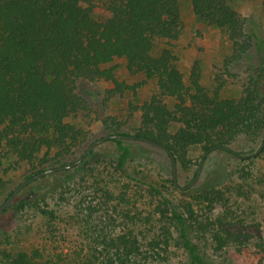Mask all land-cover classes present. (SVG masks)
I'll return each instance as SVG.
<instances>
[{
    "label": "trees",
    "instance_id": "1",
    "mask_svg": "<svg viewBox=\"0 0 264 264\" xmlns=\"http://www.w3.org/2000/svg\"><path fill=\"white\" fill-rule=\"evenodd\" d=\"M235 1L190 0V3L198 22L226 34L234 58L256 66L253 57L263 51L264 40L249 29L246 17L234 7ZM103 4L106 15L99 18L94 13V0H0V167L8 158L29 164L23 183L44 169L75 161L93 141L105 135L135 136V139L109 138L73 168L28 182L0 217L11 210H24L34 199H44L47 193H54L58 204L64 205L76 174L95 170L94 166L100 164L135 181L128 169L132 164L146 166L139 154L142 146L166 152L172 162L171 177L166 181L177 189L172 157L176 164L185 167L192 165L193 149H201L207 161L218 154L239 158L242 153L231 146L245 137L261 142L254 153L241 157L247 164L232 172L223 168L219 181L203 191L195 194L188 193L191 188L181 191L191 200L177 203L174 196L165 194L161 185L151 182L139 183L146 185L147 194L131 193L129 184L117 194L111 190L105 194L108 201H118L114 210L127 224L147 225L157 218L163 223L161 233L165 241L153 238L149 242L155 253L170 244L174 232L175 242L189 264H231V247L236 264H264V242L257 244L259 251L251 249V234L233 227L231 208L224 206L221 211H214L224 200L222 190H231L224 179L235 173L243 180L249 178L253 161L264 156L263 72L249 76L240 97H222L220 79H216L217 86L201 83L200 59L192 64L187 80L180 68L172 43L182 32L180 0H103ZM116 59L125 61L129 74L156 80L158 89L139 106L134 105L141 113L134 133L123 131L125 122L111 118L110 122L104 121L107 133L91 140L84 128L68 121L86 109L85 100L77 92L78 82L105 81L111 84L110 96L136 94L141 84L119 80L117 66L112 64ZM168 99L174 102L173 108L169 107ZM141 138L157 142L167 151ZM83 144L88 147L81 153ZM86 202L78 200L74 207L83 220L89 221L85 224L93 244L92 257L87 262L72 261L44 248L9 247V236L2 225L0 264H126L141 255L142 247L132 230L118 237L109 236L108 229L102 232L94 222L106 216L96 215V211L104 210L102 205ZM41 203L39 210L46 229L55 235L56 210L44 200ZM105 212L110 215L108 206ZM202 213L206 214L205 219H199ZM195 230L210 234L217 253L210 256L193 240Z\"/></svg>",
    "mask_w": 264,
    "mask_h": 264
},
{
    "label": "rangeland",
    "instance_id": "2",
    "mask_svg": "<svg viewBox=\"0 0 264 264\" xmlns=\"http://www.w3.org/2000/svg\"><path fill=\"white\" fill-rule=\"evenodd\" d=\"M94 13L102 18L106 15L103 0H94ZM182 13V32L180 37L173 41L174 52L178 56L179 65L187 80L192 64L200 59L202 67L201 83L208 86H217L216 79L223 82L220 93L222 97H240L250 75L264 74V49L256 53V66L249 64L245 59L233 57L232 43L229 42L226 34L216 27L206 26L198 22L192 12L190 0H180ZM234 7L246 17L248 27L254 29L264 40V5L262 0H237L233 2ZM163 46V43H160ZM113 65L117 66L116 76L119 80L130 85L141 83L136 88V94L127 92L124 95L110 96L108 88L111 84L98 81H79L77 92L85 100L86 109L71 116L68 121L78 127H82L88 133L91 140L99 138L107 133L104 121L110 122L116 118L125 122L123 131L134 133L140 124V111L134 105H140L152 93L157 91L156 80L146 79L142 75H131L126 70L125 61L116 59ZM168 105L173 108V101L168 99ZM132 105V107H131ZM260 140L253 141L248 138H240L231 147L242 153L239 158H228L222 154L216 155L211 161L203 157L201 149H193L191 152L192 165L185 167L177 164L178 187L174 189L166 181L171 177L172 162L166 152L159 149L142 146L139 154L142 155V163L146 166H129V173L137 180L130 181L126 176L114 172L111 168L100 164L95 170L80 172L76 174L75 182L68 187L66 194L68 201L59 205V199L54 193H47L45 198L34 199L32 204L22 211L11 210L8 214L0 217V226L4 225L9 236V247L16 249L30 250L33 248H44L69 260L85 263L92 257L91 245L93 244L88 236L87 220H83L75 209L78 200L90 202L92 205H102L104 210L96 211L105 213L100 219H93L100 230H110L109 236L118 237L132 230L137 236L142 247L141 255L132 257L126 264H189L182 249L175 242V234L169 239L170 244L160 252L151 250L149 242L156 238L165 241V235L161 233L163 223L157 218L152 224L132 225L127 224L114 210L118 201L106 199V191H113L112 194L124 190L129 184L131 193L146 192V185L139 183L151 182L161 185L166 195L174 196L175 202L191 200L186 193L181 191L193 181L196 170L202 164L200 175L197 181L190 186L188 193L195 194L203 191L206 187L216 184L219 181V174L222 169L226 172L236 170L240 165L247 164L241 161V157L251 155L260 146ZM86 144L81 147V153L87 148ZM79 152V154H80ZM149 158L152 161H148ZM252 175L243 180L238 175L224 179L225 183L231 185V190L224 192V200L219 202L215 213L221 211L224 206L232 210L231 222L235 228H241L244 232L251 234L250 248L259 251L258 243L264 242V156L253 161ZM30 165L25 162H16L12 158L5 159L0 167V205L4 202L7 194L14 190L23 180ZM127 189V188H126ZM76 195V196H74ZM45 201L51 209L56 210L57 230L51 235L46 229L45 218L40 213V207ZM208 202H205V205ZM108 206L110 215L107 216L105 209ZM201 206V205H200ZM198 207V205H196ZM119 208V207H118ZM199 219H205L206 214L202 213ZM86 221V222H85ZM89 225V224H88ZM90 227V225H89ZM4 230V229H3ZM193 240L208 254L215 252L211 243L210 234L203 235L202 231L193 233ZM231 247V264H236L234 252ZM262 254V252H259ZM225 259V256H222ZM258 258L254 259L256 263ZM119 264H123L119 262Z\"/></svg>",
    "mask_w": 264,
    "mask_h": 264
},
{
    "label": "water",
    "instance_id": "3",
    "mask_svg": "<svg viewBox=\"0 0 264 264\" xmlns=\"http://www.w3.org/2000/svg\"><path fill=\"white\" fill-rule=\"evenodd\" d=\"M113 137H120V138H125V139H135V136H126V135H121V134H115V135H105L99 139H96L95 141H93L89 147L86 149V151L82 154L81 157L77 158L75 161L65 164V165H61V166H55V167H50L47 169H44L42 171H40L39 173H37L36 175L32 176L30 179H28L27 181L21 183L14 191L13 193L8 197V199H6L1 205H0V215L1 213L14 201V199L17 197L18 193L20 192V190L28 183L31 182L32 180L36 179L37 177L43 176L44 174L47 173H51V172H58V171H63L66 169H71L74 166H76L77 164H79L97 145H99L100 143H103L104 141L108 140L109 138H113ZM142 140L147 141L148 143L155 145L157 147H161L164 150L167 151V148L157 142H154L152 140L146 139V138H141ZM227 148L230 149V147L226 146ZM261 150V148L257 151V153H259ZM245 157V156H243ZM172 161H173V176H174V180H175V184L178 185V181H177V164L176 161L174 159V157H172ZM201 168H202V164L200 165L198 172L195 176V178L193 179V181H191V183L185 187L180 186V188L184 189V188H189L190 186H192L198 179L200 172H201Z\"/></svg>",
    "mask_w": 264,
    "mask_h": 264
}]
</instances>
